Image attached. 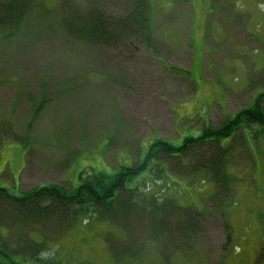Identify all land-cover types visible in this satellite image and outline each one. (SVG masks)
Masks as SVG:
<instances>
[{
    "label": "rangeland",
    "instance_id": "1",
    "mask_svg": "<svg viewBox=\"0 0 264 264\" xmlns=\"http://www.w3.org/2000/svg\"><path fill=\"white\" fill-rule=\"evenodd\" d=\"M35 2L18 27L0 26V188L16 196L45 185L72 190L100 172L116 175L144 162L157 140L181 146L225 125L264 91V0H149L150 43L118 47L70 34L65 5L76 21L94 9L121 18L126 0ZM221 145L229 159L223 195L209 172L184 168L164 176L152 169L170 162L158 159L127 183L137 191L131 213L125 204L64 233L44 229L48 246L37 258L253 264L264 249V131L241 128ZM183 159L195 166L201 158ZM25 235L14 230L8 243L28 242ZM31 251L24 249L28 264Z\"/></svg>",
    "mask_w": 264,
    "mask_h": 264
},
{
    "label": "trees",
    "instance_id": "2",
    "mask_svg": "<svg viewBox=\"0 0 264 264\" xmlns=\"http://www.w3.org/2000/svg\"><path fill=\"white\" fill-rule=\"evenodd\" d=\"M187 1L191 2V0ZM126 3L129 11L121 18L108 17L105 13L94 9L88 17L82 16L79 21L72 17L74 10L65 5L64 25L70 34L86 42L118 47L136 39L140 42L145 41L148 45L152 35L149 0H126ZM35 6V0L0 1V26L18 27ZM184 75L189 76V72L186 71ZM263 102L264 91L254 99L249 108L239 112L225 125L205 129L198 138L188 137L181 146H175L165 140H157L151 145L144 162L129 168L124 167L116 175L100 172L88 177L83 176L82 184L72 190H65L57 185H45L16 196L8 189L0 188V232L3 237L0 242V264H28V260L24 257V249L27 247H32V264H59L52 260L37 258L48 246V240L41 231L58 229L64 233L83 219L89 220L93 216L101 218L108 212H115V207L123 208L125 204L131 213L133 211L131 201L137 191L133 192L126 188V185L148 171L149 164L158 159L169 160L170 165L167 169L175 172H182L184 168H191L199 175L209 172L210 178L220 189L218 196L223 195L229 181V159L228 149L221 145V141L233 138L236 131L241 128L252 130L253 127H260L264 131ZM202 152H211L214 156L210 155L204 159L200 154ZM196 155L201 159L197 160L195 166L183 162L185 156L191 162L197 158ZM152 170L164 172L163 166H155ZM126 191H129V195ZM173 202L175 203L172 201L168 204H174ZM165 208L162 209L164 214L171 215V211H166ZM3 230L6 231V236L2 234ZM14 230L27 232L25 238L28 242L23 240L17 246L11 247L8 236L11 237ZM34 233L41 234L43 239L35 241L32 238Z\"/></svg>",
    "mask_w": 264,
    "mask_h": 264
},
{
    "label": "flooded vegetation",
    "instance_id": "3",
    "mask_svg": "<svg viewBox=\"0 0 264 264\" xmlns=\"http://www.w3.org/2000/svg\"><path fill=\"white\" fill-rule=\"evenodd\" d=\"M253 264H264V249L258 252Z\"/></svg>",
    "mask_w": 264,
    "mask_h": 264
},
{
    "label": "crops",
    "instance_id": "4",
    "mask_svg": "<svg viewBox=\"0 0 264 264\" xmlns=\"http://www.w3.org/2000/svg\"><path fill=\"white\" fill-rule=\"evenodd\" d=\"M185 164H186V162H185ZM157 166H161L160 164H157ZM163 166V171H164V175L166 174L165 172H167L168 173V169H167V165H162ZM25 170H26V167H25V169H24V171L22 172V174H21V179H20V181L21 180H23L24 179V172H25ZM167 175V174H166ZM178 179H180V177L178 178ZM172 198V197H171ZM173 200V199H172Z\"/></svg>",
    "mask_w": 264,
    "mask_h": 264
}]
</instances>
